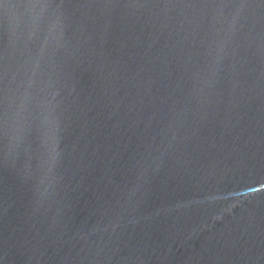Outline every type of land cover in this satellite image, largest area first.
Wrapping results in <instances>:
<instances>
[{
    "label": "water",
    "instance_id": "95a60500",
    "mask_svg": "<svg viewBox=\"0 0 264 264\" xmlns=\"http://www.w3.org/2000/svg\"><path fill=\"white\" fill-rule=\"evenodd\" d=\"M0 264H264V0H0Z\"/></svg>",
    "mask_w": 264,
    "mask_h": 264
}]
</instances>
